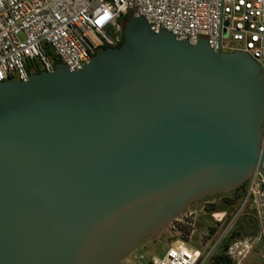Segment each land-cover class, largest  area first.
<instances>
[{"label":"water","instance_id":"water-1","mask_svg":"<svg viewBox=\"0 0 264 264\" xmlns=\"http://www.w3.org/2000/svg\"><path fill=\"white\" fill-rule=\"evenodd\" d=\"M264 180V76L129 15L120 47L0 83V264H120L191 205Z\"/></svg>","mask_w":264,"mask_h":264},{"label":"built area","instance_id":"built-area-1","mask_svg":"<svg viewBox=\"0 0 264 264\" xmlns=\"http://www.w3.org/2000/svg\"><path fill=\"white\" fill-rule=\"evenodd\" d=\"M132 12L153 32L165 30L178 41L202 38L214 52H244L264 76V0H0V83L53 72L46 48L69 72L81 70L99 50L121 44L123 18ZM220 215L214 236L199 246L190 245L195 211L176 216L173 243L147 264H211L224 243L231 264H243L259 242L264 247V180L258 170L235 210ZM245 217L256 223L255 235L232 237Z\"/></svg>","mask_w":264,"mask_h":264},{"label":"rangeland","instance_id":"rangeland-1","mask_svg":"<svg viewBox=\"0 0 264 264\" xmlns=\"http://www.w3.org/2000/svg\"><path fill=\"white\" fill-rule=\"evenodd\" d=\"M46 51L52 54L49 48H46ZM229 198H232L231 192L207 197L189 207V210L195 211L196 213V220L194 221V227L192 229L190 245L199 246L200 242L205 244L211 240L216 230L220 227L219 225L221 222H218L221 217L220 214L226 211L227 215H229L230 210L233 211V209L226 207L225 204V199ZM237 204H235V206ZM246 220H249V218L245 217L240 219L236 225L237 229L244 228L243 222ZM172 222L147 238L128 256L127 259L121 261L120 264H147L153 257H163L166 248L172 244L174 240L170 236L173 234ZM263 255L264 247L262 242H259L255 249L249 253L243 264H264ZM141 256L144 257L143 260H140Z\"/></svg>","mask_w":264,"mask_h":264},{"label":"trees","instance_id":"trees-1","mask_svg":"<svg viewBox=\"0 0 264 264\" xmlns=\"http://www.w3.org/2000/svg\"><path fill=\"white\" fill-rule=\"evenodd\" d=\"M128 18H129V16H125L123 18V21L126 23L128 21ZM123 42H124V38L122 39L121 44L118 47H120ZM47 54L50 56L54 66L60 64V61L58 59L54 58V56L52 54H50L49 52H47ZM244 189H245V183L242 184L241 186H239L238 188L230 191L232 193V198L225 199L226 207L233 209V211H234L238 205L237 203L239 202V200L241 199V197L244 193ZM235 204H237V205L235 206ZM233 211L230 210L229 213H231ZM224 213H226V211H224ZM255 233L256 232H253V233L247 232L242 228V229H238V232H234L232 234V237H234V236H253V235H255ZM225 249H226V243H224L221 246V248L219 249V252H217V254L214 256L211 264H231L230 260L226 257V255L224 253Z\"/></svg>","mask_w":264,"mask_h":264},{"label":"flooded vegetation","instance_id":"flooded-vegetation-1","mask_svg":"<svg viewBox=\"0 0 264 264\" xmlns=\"http://www.w3.org/2000/svg\"><path fill=\"white\" fill-rule=\"evenodd\" d=\"M243 229L247 232H256L257 230V226L256 223L253 220H246L245 222H243Z\"/></svg>","mask_w":264,"mask_h":264}]
</instances>
